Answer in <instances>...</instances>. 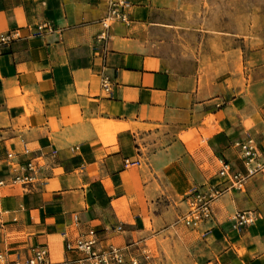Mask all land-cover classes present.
Instances as JSON below:
<instances>
[{"label":"crops","instance_id":"obj_1","mask_svg":"<svg viewBox=\"0 0 264 264\" xmlns=\"http://www.w3.org/2000/svg\"><path fill=\"white\" fill-rule=\"evenodd\" d=\"M179 1L127 0L101 39L103 0H0V34H14L0 54V176L7 152L41 165L34 182L0 187V253L45 247L53 264H84L65 244L93 236L139 264H264L261 173L214 198L199 227L178 220L194 188L228 186L221 160L246 173L234 142L251 136L264 158V48L165 53L153 13ZM238 53L241 76L200 70ZM242 210L257 219L236 228Z\"/></svg>","mask_w":264,"mask_h":264},{"label":"built area","instance_id":"obj_2","mask_svg":"<svg viewBox=\"0 0 264 264\" xmlns=\"http://www.w3.org/2000/svg\"><path fill=\"white\" fill-rule=\"evenodd\" d=\"M107 5V16L102 21L103 32L100 36L103 39L111 27L112 21H126L127 14L125 8L127 7V0H103ZM14 34H0V54L2 49L7 47ZM101 87L105 93L111 92L112 84L106 76L101 79ZM235 147L238 149L239 156L246 168V173H242L232 168L229 162L221 160V167L218 171L219 176L228 182V186L217 187L210 186L208 189L200 191L193 189L189 196L191 201L188 203V211L183 215L180 221L188 227L197 228L202 219H210V204L211 201L217 196L230 188H240L247 176L256 172L264 176V158L257 142L251 137L247 136L243 140L234 142ZM28 150L25 149L24 153ZM7 164L10 168L7 176H0V187L9 185L29 184L35 181L39 167L41 166L36 161L28 158L23 161L15 159V153L7 152L5 154ZM138 164L139 160L129 162L127 164ZM257 219V212L254 210L237 211L233 216L234 227L239 228L243 225L250 224ZM121 230V226L116 227ZM96 240L93 236L84 239L78 237L74 240L67 241L65 248L67 251H76L83 257L84 264H139L136 258H130L126 261V256L123 250L119 247L109 246L105 250L95 248ZM0 264H53L51 263L48 251L45 247H37L33 249L29 257L21 258L19 255H7L0 253ZM65 264V263H56Z\"/></svg>","mask_w":264,"mask_h":264},{"label":"rangeland","instance_id":"obj_3","mask_svg":"<svg viewBox=\"0 0 264 264\" xmlns=\"http://www.w3.org/2000/svg\"><path fill=\"white\" fill-rule=\"evenodd\" d=\"M153 19L163 24L159 25L163 30L156 34L151 33L150 37L161 41L162 49L167 54L178 52L184 56L201 57L204 44L209 45L211 53L218 54L219 41H225L229 45L238 44L242 40V44L247 47L264 48V0H180L176 6L154 11ZM114 22L117 21H112ZM223 30L226 34L220 35L218 31ZM222 37L225 40H221ZM230 53L227 48L226 59ZM203 62L205 61L202 59L203 67L200 70L206 68L205 73L210 72L217 76L225 69L229 74L237 72L242 75L239 53L238 61L232 67L219 68L213 65L212 58L207 59L205 64ZM243 82L242 78L241 84ZM2 191L6 192V189ZM188 209L189 207L187 211ZM181 217H178L179 221ZM200 225L201 223L198 227ZM149 246H153V241L149 242ZM175 248L180 251L178 244Z\"/></svg>","mask_w":264,"mask_h":264}]
</instances>
